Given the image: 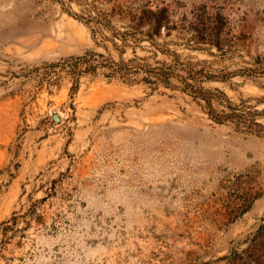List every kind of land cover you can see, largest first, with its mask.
<instances>
[{"label": "rangeland", "instance_id": "rangeland-1", "mask_svg": "<svg viewBox=\"0 0 264 264\" xmlns=\"http://www.w3.org/2000/svg\"><path fill=\"white\" fill-rule=\"evenodd\" d=\"M162 9L157 42L264 125V0H0V264H264L261 129L146 83L172 57L114 37Z\"/></svg>", "mask_w": 264, "mask_h": 264}, {"label": "trees", "instance_id": "trees-1", "mask_svg": "<svg viewBox=\"0 0 264 264\" xmlns=\"http://www.w3.org/2000/svg\"><path fill=\"white\" fill-rule=\"evenodd\" d=\"M147 14L152 17L147 22L146 18H143L142 22L138 25L136 32H118L114 33V37L118 38L123 42V46L130 45L131 41L135 44L141 42L143 39L149 40L157 49L165 55L172 57V63L163 62L162 66L152 68L151 70L144 68H136L140 71H145L146 76L142 79L146 83L151 85L156 83H164L167 88H172L174 90H181L193 97L203 108L207 111L210 118L219 124L226 122H237L238 124L244 125L248 131L255 132V126L259 127L261 130L258 131L259 134H264V125L257 122L254 117V113L244 112L238 108L231 99L223 92L219 94L214 93L211 89L204 86V83L208 80L215 79H227L225 75H215L204 65L205 61L194 62L191 59L183 60L182 56L172 50L167 46L159 44L155 36H159L163 27L166 24L163 20L162 14H166L167 10L162 9L158 11L147 10ZM108 25H111V21H107ZM90 25V22H87ZM99 24L100 22H96ZM150 23V29L143 31L142 28ZM111 27V26H110ZM142 36V37H139ZM113 40V37L111 38ZM117 45V44H116ZM202 42L196 40L192 45L194 49L201 48ZM222 59L229 58V53L231 50H225L221 47V44H216ZM215 55V54H213ZM85 70H81L85 73H95L100 65L95 64L91 60H86L82 63ZM220 102L224 105V109L218 110L214 107V101ZM230 255L223 257V259L229 258Z\"/></svg>", "mask_w": 264, "mask_h": 264}, {"label": "water", "instance_id": "water-1", "mask_svg": "<svg viewBox=\"0 0 264 264\" xmlns=\"http://www.w3.org/2000/svg\"><path fill=\"white\" fill-rule=\"evenodd\" d=\"M54 119H55L56 122H60L61 121V118H60V116L58 114L54 116Z\"/></svg>", "mask_w": 264, "mask_h": 264}]
</instances>
